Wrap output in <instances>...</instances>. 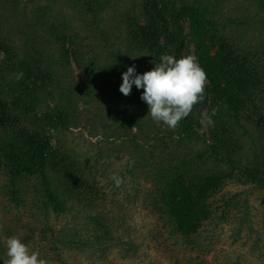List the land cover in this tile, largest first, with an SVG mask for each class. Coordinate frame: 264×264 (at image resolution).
<instances>
[{
  "label": "trees",
  "instance_id": "trees-1",
  "mask_svg": "<svg viewBox=\"0 0 264 264\" xmlns=\"http://www.w3.org/2000/svg\"><path fill=\"white\" fill-rule=\"evenodd\" d=\"M14 1L0 0L2 6L11 4V10ZM83 1L92 11L104 6L101 0ZM220 1L143 0L141 18L127 19L129 45L147 54L154 66L162 54L195 55L207 74L205 99L175 129L163 128L148 115V105L141 99L143 89L133 85L130 95L121 93L122 74L130 67L125 56L110 51L103 63L99 53L85 61L78 36L64 22L50 19V7H37L34 21L25 18L29 32L24 33L30 37L24 36L22 44L0 34V175L8 181L9 200L18 205L29 180L42 189L37 191L43 195V208L51 206L56 214L70 200L87 205L102 193L75 153L52 144L54 131L67 130L77 119L71 97L58 90L63 81L59 69L66 71L72 58L86 70L87 87L91 78L102 77L109 115L121 129L123 142L131 145L129 152L139 150L150 159L139 167L150 170L146 195L170 246L201 251L204 231L232 220L244 221L237 214L246 199L240 200L238 192L225 187L264 189V45L245 47L229 35L226 22L218 17ZM254 1L264 10V0ZM235 19L228 18L233 23ZM20 73L23 77L18 79ZM136 73L141 74L138 69ZM47 99L54 101L53 106L42 110ZM201 109L205 115L217 109L206 133L199 131ZM192 142L203 145L193 150ZM93 224L95 232L100 231L95 233L98 241L109 235L113 240L103 216L98 214ZM52 230V226L28 228L21 239L26 242L37 231L52 252L38 250L41 257L63 264V246L78 243L72 238L75 230L64 233L67 239L61 233L53 236ZM41 244L37 247L43 250ZM182 255L184 264H205Z\"/></svg>",
  "mask_w": 264,
  "mask_h": 264
},
{
  "label": "rangeland",
  "instance_id": "rangeland-1",
  "mask_svg": "<svg viewBox=\"0 0 264 264\" xmlns=\"http://www.w3.org/2000/svg\"><path fill=\"white\" fill-rule=\"evenodd\" d=\"M101 1L104 6H99L98 12L92 11L83 0H15V10H11V4L2 6L0 2V34L11 37L15 44H22L24 36L30 37L24 33L29 32L25 18L34 21L37 7H50V19L64 22L78 36V46L84 52L85 61L99 53L102 56L98 60L103 63L106 52L114 51L125 56V62L135 66L141 74L154 68L150 57L131 48L128 42L127 19L141 18L143 0ZM218 5L219 19L226 22L227 33L240 45H264V10L254 0H221ZM228 18L238 21L233 23ZM183 27L187 32L186 22ZM189 49H192L191 45ZM65 69H59L63 81L58 90L71 97L72 111L77 119L67 130L54 131L52 144L75 153L85 172L96 179L102 193L87 205L84 201L70 200L65 210L56 214L51 206L48 210L43 208L42 189L33 180L24 184L22 200L18 205L14 204L7 193L10 189L8 181L0 175V243L3 247L0 258L3 261L7 259L6 238L13 235L21 238L28 228L52 226L53 236L61 233L66 239L64 233L75 230L72 238L78 243L63 246V264H184L182 254L205 264H264V189L227 185L225 189L238 192L240 200L246 199L245 208L237 214L243 216L244 221L232 220L204 231L201 243L205 247L201 251L170 246L171 240H167L161 221L152 214L146 195L150 170L139 167L141 163H150V159L139 150L131 154L128 140L123 142L121 139V129L108 112L107 97L101 87L102 77L91 78L92 85L87 87L84 83L85 79L89 82L86 70L76 66L72 58ZM53 102L47 99L41 109L52 108ZM205 113V109H201V133L208 129V124L203 121ZM202 145L191 143L193 150ZM132 161H135L133 169L129 167ZM113 173L123 178L120 187L110 179ZM36 192L40 195H35ZM98 214L110 226L113 240L110 235L100 241L96 239L97 228L93 221ZM34 233L25 243L32 250H45L51 254L47 239H41L37 231ZM46 236L53 239L50 234ZM38 242L42 243L43 250L37 247ZM127 244L133 246L129 248Z\"/></svg>",
  "mask_w": 264,
  "mask_h": 264
},
{
  "label": "clouds",
  "instance_id": "clouds-1",
  "mask_svg": "<svg viewBox=\"0 0 264 264\" xmlns=\"http://www.w3.org/2000/svg\"><path fill=\"white\" fill-rule=\"evenodd\" d=\"M22 77L23 73H20L18 79ZM122 80V94L130 95L133 85L143 89L141 99L147 103L148 115L152 120L175 129L191 114L195 105L205 99L207 74L195 55L176 58L174 55L162 54L160 62L143 74L136 73L135 66L128 67L122 74ZM216 112L217 109H212L211 115H205L203 121L211 125ZM134 163L132 161L129 167L134 166ZM110 179L116 187L124 182L116 173L111 174ZM4 243L7 259L3 264H52L50 260L42 258L38 250L30 249L18 236H10Z\"/></svg>",
  "mask_w": 264,
  "mask_h": 264
}]
</instances>
